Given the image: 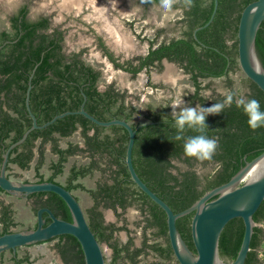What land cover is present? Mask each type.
Returning <instances> with one entry per match:
<instances>
[{
	"label": "trees",
	"instance_id": "trees-1",
	"mask_svg": "<svg viewBox=\"0 0 264 264\" xmlns=\"http://www.w3.org/2000/svg\"><path fill=\"white\" fill-rule=\"evenodd\" d=\"M253 1L219 0L214 19L197 31V37L195 30L211 19L215 0H194L191 9L177 4L175 6L183 14V34L161 42L149 40V52L126 63L118 62L104 42L101 45L115 65L132 77H136L144 68L157 66L162 69L164 59L179 64L191 75L196 88L191 96L192 103L198 101L201 106L210 107L223 102L226 96H202L200 79L228 77L238 68L239 21L244 8ZM153 3L159 4V0L145 4L149 6ZM205 4L206 7L202 6ZM18 20L19 17L15 21L16 33L4 32L0 35V168L5 152L32 126L33 120L26 105L30 81L33 86L30 106L40 125L66 111L80 110L83 102L86 110L100 120L119 118L132 121L137 108L128 100L126 91L117 89L114 84L100 89L101 72L81 59L79 54L65 55L61 40L39 31L48 28L45 22L19 23ZM256 46L264 66V21L257 33ZM246 81V99L258 100L264 111V91L251 79L247 78ZM232 83L229 79L230 86ZM148 112L149 122H131L137 130L133 162L139 176L176 213L191 207L208 191L228 182L248 161L264 152V127L253 131L247 123V115L235 103L226 107L223 113L207 117L209 128L206 135L217 139L219 148L213 158L206 161L186 156L184 141L174 139L176 128L169 104L159 109L150 106ZM78 131L83 137L84 146L78 143H69L66 147L59 145L56 135L70 137ZM198 134L191 129H186L184 133L185 138ZM128 139V130L121 125L100 126L82 114H68L45 128L32 130L25 141L12 148L7 170L13 164L22 169L29 168L36 155L38 140H41V146L36 165L37 182H58L56 178L64 173L70 156L79 152L88 153L90 162L71 166L64 186L71 191L87 190L92 196L94 204L87 210V218L98 240L108 243L113 250L112 260L108 264H180L170 244L166 212L131 179L126 164ZM47 142H52L58 159L51 164L52 174L45 178L40 169L44 163L43 146ZM103 160L107 163L109 177L94 189L86 188L79 179L92 175ZM198 165L211 167L200 174ZM0 192L6 191L0 187ZM28 198L32 199L36 213L48 207L56 216L73 221L69 206L57 193L36 192ZM135 202L141 203L144 230L156 228V236L163 238L165 243H151L147 236L141 246L135 244L133 237L122 244L118 241L115 236L117 232L130 231L126 225L107 223L102 208L113 209L121 216L118 208L126 211ZM14 213L11 203H0V236L12 232L18 225ZM194 213L178 218L177 227L187 245L196 253L191 231ZM44 217L46 225L49 224L51 219L46 212ZM254 221L256 226L245 264H264L259 252L264 243V201L254 214ZM244 232V221L240 217L232 219L225 226L220 237L219 252L226 262L236 259ZM52 240H57L55 247L64 264H86L81 243L74 235L62 234L48 241ZM152 253L156 256L154 260L142 259ZM13 261V264H33L29 255H14Z\"/></svg>",
	"mask_w": 264,
	"mask_h": 264
},
{
	"label": "rangeland",
	"instance_id": "rangeland-1",
	"mask_svg": "<svg viewBox=\"0 0 264 264\" xmlns=\"http://www.w3.org/2000/svg\"><path fill=\"white\" fill-rule=\"evenodd\" d=\"M119 4L118 10L113 13V20L117 21V25H107L103 22V16L100 8L95 9L89 2L85 7H77V13H81L86 18L85 21L93 25L109 40L110 45L114 51L123 59L134 58L140 55H145L149 49V40L157 39V42L169 40L174 37H179L183 34L182 10L174 6L172 13H166L157 3L149 6L142 3L141 0H116ZM115 1V2H116ZM57 2V1H56ZM60 2V1H59ZM3 4V3H2ZM115 7V5H114ZM83 9V10H82ZM67 17L68 14H65ZM117 19V20H116ZM112 20V19H111ZM111 22V21H109ZM7 12L5 10L0 12V29L6 27ZM130 23V25H129ZM86 26V25H85ZM79 27V26H78ZM92 27V26H91ZM80 29V28H79ZM159 31H162L159 35ZM88 32V31H87ZM91 32V31H90ZM92 33L85 35L86 37L78 35L73 29L70 35L71 44L74 49H78L80 42L91 36ZM84 35V34H83ZM146 40H143V39ZM88 41V40H87ZM89 49L87 60L93 64L102 67L105 71V76L102 80L103 85L114 83L115 86L121 90L126 91L132 104L136 106L137 112L134 114L132 123L145 124L149 122L147 117V109L153 106L157 109L170 103L172 106L177 101L182 103L176 109L178 113L182 107L201 106L199 102L192 103L191 96L195 93V86L190 74L180 67L177 63L164 61L162 69L153 68L150 75L146 71L141 72L136 77H132L129 73L122 70H114L108 64L103 63L96 54L94 45H86ZM106 62V61H105ZM229 79L232 80V85H229ZM247 77L240 65L238 68L230 73L228 77L204 78L201 79L203 89L201 95L205 97H215L221 95L223 97L228 93L235 92L237 97L246 98ZM215 95V96H214ZM58 143L61 147H66L69 143H78L84 146V140L81 133L78 131L70 137H61L56 135ZM41 140L37 141L35 149L36 155L31 165L27 169H22L13 164L7 174L15 182H37L39 179L36 172V165L39 160V147ZM45 150L44 163L41 166L40 173L48 178L52 174L51 164L58 159V154L53 151L52 142H47L43 146ZM91 160V156L85 152H79L69 157L65 164L64 173L60 174L56 180L62 184H66L70 168L73 165H85ZM100 168L96 169L92 175L80 178L79 182L83 183L86 188L94 189L99 182L105 181L109 177L106 161L99 163ZM208 171L211 166H208ZM198 171L202 174L205 167L199 165ZM73 193L79 198L80 204L83 207L86 216L87 210L93 206L94 200L87 190L75 189ZM11 203L15 210L14 218L18 225L13 228V231L31 230L36 228L38 221L37 213L33 207L32 199L25 196L10 194L7 192H0V203ZM107 223H116L118 226L126 225L130 232L125 230L119 231L115 234L118 241L125 243L130 237L134 238L137 246H141L144 238L147 236L151 243L160 242L165 243V240L156 236V228L144 230V216L141 210V203L135 202L132 206L123 213L122 217L111 209L102 208ZM264 227V223L262 224ZM57 240L46 241L42 243H35L19 247L16 252L10 250L4 251L0 254V264H13V257H25L29 255L33 264H64L55 247ZM106 263H110L113 256V250L106 242H101ZM260 257L264 262V243L260 248ZM155 254H150L144 257V261H152L155 259ZM224 260V259H223ZM225 261V260H224ZM226 262V261H225ZM229 264L230 262H226Z\"/></svg>",
	"mask_w": 264,
	"mask_h": 264
},
{
	"label": "water",
	"instance_id": "water-1",
	"mask_svg": "<svg viewBox=\"0 0 264 264\" xmlns=\"http://www.w3.org/2000/svg\"><path fill=\"white\" fill-rule=\"evenodd\" d=\"M218 6L219 0H215L211 19L204 26L195 30L196 37L199 29L208 26L212 22ZM263 21L264 0H255L249 3L242 11L238 27V60L246 77L255 82L264 91V66L256 46L257 33ZM254 64L260 67V74L253 70ZM32 87L30 81L27 89L26 105L33 123L24 136L5 152L3 164L0 168V187L7 193L25 197L36 192H55L69 206L73 221L56 216L48 207L41 208L37 212L38 221L35 229L12 231L0 236V254L6 250L16 252L19 247L45 242L62 234H71L81 243L86 264H107L102 243L91 229L86 213L73 191L67 189L63 184L53 181L15 182L7 174L11 149L25 141L32 130L45 128L68 114H82L100 126L121 125L128 130L126 164L131 179L166 212L170 244L180 264H227L220 256V237L225 226L237 217L243 219L245 232L239 253L236 259L229 264H245L251 248L254 227L256 226L254 214L264 201V165L255 175L251 172L255 170L258 164L264 162V152L253 160L248 161L228 182L208 191L191 207L176 213L164 199L148 186L135 168L133 149L137 130L131 122L119 118L109 121L100 120L86 110L85 102H83L80 110L66 111L40 125L30 106ZM243 181L244 183L239 185ZM216 195L217 197L212 199ZM193 211L195 213L192 219L191 231L196 253L187 245L177 227L178 218ZM44 212L51 219V222L47 225Z\"/></svg>",
	"mask_w": 264,
	"mask_h": 264
},
{
	"label": "flooded vegetation",
	"instance_id": "flooded-vegetation-1",
	"mask_svg": "<svg viewBox=\"0 0 264 264\" xmlns=\"http://www.w3.org/2000/svg\"><path fill=\"white\" fill-rule=\"evenodd\" d=\"M115 1L116 0H80V1H76L75 3L70 4L69 0H0V12L3 10H5V12H7L6 27H4L3 29H0V35L3 34L4 32L11 33V34L16 33L17 29L15 28V24H16L15 21L18 17H19V20H18L19 23H22L24 21L31 22V23L32 22L33 23H39L41 21L45 22L47 24L48 28L46 30L40 29L39 31L43 32V33L46 32V33L50 34L52 37L61 40L60 44L62 46V52L65 55L79 54L80 55L79 57L81 59L85 60L88 64L92 65L94 68L99 70L101 72V79H100L99 87H100V89H106L110 84H114V83L112 82V83H109L107 85H103L102 80L105 76V71L102 67H99V66H97V65H95L92 62L87 60L90 50L87 49L86 45L89 46L90 44H93L95 47L94 49L96 50L95 55H97L99 57V59H101L102 61H103V59H105L106 62L103 61V63L106 64V66H108V64H109L111 66V68L114 70L125 71L121 68H118L115 65V63L110 59V57L106 54L105 49L101 45L102 42H104L105 46H107L108 49L111 52H113V54L117 58V61L120 63H126L130 60L135 59L136 57L123 59L122 56L118 55L116 53V51H114L112 49L110 42L106 38V36H104L96 28H94L93 25H88L90 23H87L88 21L87 22L85 21L86 18L84 17V15H81V13H79V12L77 13L76 9L79 6L81 8L85 7L86 3L89 2L95 9L100 8V10L102 12L103 20H104L103 22H106L107 25H110V26H112L113 25L112 23L114 22V24H116L117 28L119 29V27H118L119 25L117 24V21L113 20L114 11L118 10V8L120 7L118 2L117 1L115 2ZM114 5H115V7H114ZM65 14H68V16L66 17ZM109 21H111V22H109ZM129 25H130V23H129ZM21 29L22 28H20V30ZM73 29H75V31L78 33V35L83 36V37H86L85 35L92 33L91 36L86 38L88 41L83 39L80 42V45H82V46H80L78 49H74V45L71 44V41H70V35H71ZM149 48H150V42H149ZM148 52H149V49H148ZM145 55H140V56H145ZM165 60H167V59H164L163 63ZM167 61H169V60H167ZM134 62L136 64L138 63L137 60H135ZM169 62H171V61H169ZM180 67H182V66H180ZM153 68H158V67L153 66L150 69L144 68L141 72L146 71L147 74L150 75V72ZM125 72H127V71H125ZM141 72H139V74ZM127 73H129V72H127ZM202 79H204V78H202ZM127 97L129 99V96H127ZM167 104L170 105V103H167ZM149 107L147 110H149ZM170 107H171V105H170ZM148 114H149V112L147 111V117H148ZM207 167H208V165L205 166V169ZM111 210L114 211L113 209H111ZM117 211L121 214H123L125 212L121 208H118ZM121 211H123V213ZM104 217H105V215H104ZM121 217H122V215H121ZM10 251H12V250H10ZM13 263H14V261H13Z\"/></svg>",
	"mask_w": 264,
	"mask_h": 264
},
{
	"label": "clouds",
	"instance_id": "clouds-1",
	"mask_svg": "<svg viewBox=\"0 0 264 264\" xmlns=\"http://www.w3.org/2000/svg\"><path fill=\"white\" fill-rule=\"evenodd\" d=\"M142 3H152L153 0H141ZM182 4L183 7L191 9L194 6V0H159V6L166 12L172 13L174 6ZM206 7L207 5H202ZM253 70L260 74V67L253 65ZM182 102L177 101L172 108L174 117V127L176 128L175 140L184 141V152L188 157H194L198 161L211 160L219 148L217 139L209 138L206 135V130L209 126L206 119L209 115H219L223 113L226 107H231L235 103L237 108H242L248 117L249 127L255 131L264 127V111L261 110L260 102L256 99H246L244 97H236L234 93L226 94L223 102L215 103L210 107L191 106L182 107L179 112L176 109ZM186 129H191L198 135H192L185 138Z\"/></svg>",
	"mask_w": 264,
	"mask_h": 264
},
{
	"label": "bare ground",
	"instance_id": "bare-ground-1",
	"mask_svg": "<svg viewBox=\"0 0 264 264\" xmlns=\"http://www.w3.org/2000/svg\"><path fill=\"white\" fill-rule=\"evenodd\" d=\"M69 1H70L69 3L71 4V3H75L76 1H80V0H69ZM263 165H264V162L261 164H258L255 170H253L251 173L255 175L263 167Z\"/></svg>",
	"mask_w": 264,
	"mask_h": 264
},
{
	"label": "crops",
	"instance_id": "crops-1",
	"mask_svg": "<svg viewBox=\"0 0 264 264\" xmlns=\"http://www.w3.org/2000/svg\"><path fill=\"white\" fill-rule=\"evenodd\" d=\"M62 184V183H61ZM64 185V184H63Z\"/></svg>",
	"mask_w": 264,
	"mask_h": 264
}]
</instances>
